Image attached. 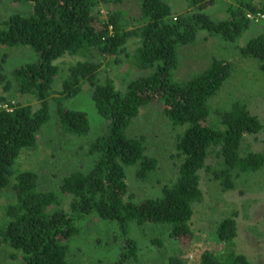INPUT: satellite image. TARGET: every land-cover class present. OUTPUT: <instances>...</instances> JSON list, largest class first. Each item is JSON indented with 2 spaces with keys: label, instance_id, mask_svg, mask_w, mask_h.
Returning <instances> with one entry per match:
<instances>
[{
  "label": "trees",
  "instance_id": "trees-1",
  "mask_svg": "<svg viewBox=\"0 0 264 264\" xmlns=\"http://www.w3.org/2000/svg\"><path fill=\"white\" fill-rule=\"evenodd\" d=\"M2 1L14 4L15 11L0 19V191H10L0 205V264H76L70 242L84 217L116 222L122 242L112 264L137 262L140 246L129 235L133 223L166 226L176 241L194 237V206L203 201L201 171L222 192L235 189L238 181L249 186L250 178L264 179V143L256 151L248 142L264 134L261 117L239 96L217 99L235 75L239 81L249 75L241 62L250 60L264 70V0L225 2L221 18L205 12L215 0H188L189 9L180 13L165 0H133L134 11L121 9L127 0ZM251 22L260 30L242 43ZM200 39L208 44L204 63L182 72L181 60ZM23 46L34 58L8 64L10 50ZM66 57L72 62L62 66ZM104 58L134 71L123 88L109 77L100 81ZM57 82L60 90L54 88ZM83 83L92 89L107 130L86 142L84 155L94 157L89 169L75 167L60 175L56 189L41 188L39 175L20 169L16 160L36 150L38 133L50 119V97L60 130L77 142L78 152L84 149L79 140L90 130L86 114L62 105ZM20 96L35 103H22ZM154 103L170 124V156L179 161L175 176L165 181L157 157L149 153L157 135L132 129ZM129 167L137 181L159 184L160 192L131 191ZM237 215L232 210L217 222L222 246L204 250L199 264H252L235 248ZM168 264L187 263L171 255Z\"/></svg>",
  "mask_w": 264,
  "mask_h": 264
},
{
  "label": "rangeland",
  "instance_id": "rangeland-1",
  "mask_svg": "<svg viewBox=\"0 0 264 264\" xmlns=\"http://www.w3.org/2000/svg\"><path fill=\"white\" fill-rule=\"evenodd\" d=\"M165 1L171 6L173 12L180 13L189 9L188 0ZM232 1L215 0V3L208 6L205 12L213 18L224 17L223 5L225 2ZM133 5V0H127L120 7L134 11ZM13 6L15 5L6 4L0 0V19L6 17L8 13L14 12ZM101 12V17H104L105 11L101 10ZM259 27L258 24L251 22L240 41L245 43L249 36L260 30ZM201 41L200 39L196 49L191 48L195 50L191 56L181 60L182 72L191 71L198 68L200 62L204 63L201 54L204 53L208 44L206 42L201 43ZM23 47L10 50L8 64H24L34 58L33 52L28 47ZM63 62L62 66H66L72 62V59L66 57ZM241 64L243 69L248 70L249 75L243 81H239V74L235 75L219 92L217 99L230 100V95L232 98L233 95L239 96L248 103L253 113L261 117L260 119L264 123V70L254 67L255 64L250 60L241 62ZM101 68L104 70L101 73L102 79L100 78V81L109 77L120 88H123L127 80L135 74L134 71L129 70L127 65L116 66L109 58L102 59ZM126 72L128 75H125ZM251 80L257 81V83L248 85ZM226 86L229 87L227 93H225ZM54 88L60 90L61 84L57 82ZM54 96L60 98L62 94H55ZM18 99L22 103H27L32 98L20 96ZM32 100V103H35L34 99ZM48 101L50 119L38 133L36 150L23 153L17 158L16 165L18 164L20 169H29L37 173L41 188L56 189L57 187L54 186L59 184L60 175L72 171L75 167L87 170L92 166L94 157L84 155V152H87L86 142L104 134L107 130V122L98 113L92 100V89L87 83L81 85L77 94L63 99L62 105L64 107L84 112L89 122L88 135L86 137L81 136L82 139L79 140V143L84 145V149L78 152L76 149L77 142L68 137L57 125L56 101L51 97ZM227 102L224 101L223 104L225 105ZM139 117L132 129L134 132L157 135L150 145L149 153L157 157L161 167V177L164 178L163 181L169 180L175 176L179 163L177 159L170 156L174 135L170 124L163 117L159 103L144 108ZM248 142L253 150L258 151L264 143V134L256 135L250 138ZM131 168L133 167L126 169V178L131 191L140 196H153L160 192L159 184L153 185L150 182L137 181L134 175L129 173ZM200 188L203 191V201L194 206L191 224L194 237L189 241H176L169 238L166 226L149 225L146 227V225L133 223L130 225L129 235L137 240L140 250L138 261L129 264H141L142 261L152 264H168V257L171 255L182 257L187 264H199L200 254L204 250H219L221 248L222 245L215 234V226L224 215L231 213L232 210L238 213L236 218L238 232L234 239L236 250L245 254L252 264H264V179L254 180L250 178L249 186L242 185L238 181L235 189L222 192L218 182L201 171ZM9 196V190L0 191V205L8 200ZM79 226L80 233L70 242L72 254L70 258L76 264H112L119 255L120 243L122 242V238L117 240L121 233L116 222L84 217L79 222ZM153 239L155 242L152 241ZM158 239L161 240L160 243L157 242Z\"/></svg>",
  "mask_w": 264,
  "mask_h": 264
},
{
  "label": "built area",
  "instance_id": "built-area-1",
  "mask_svg": "<svg viewBox=\"0 0 264 264\" xmlns=\"http://www.w3.org/2000/svg\"><path fill=\"white\" fill-rule=\"evenodd\" d=\"M250 18H253V16H249Z\"/></svg>",
  "mask_w": 264,
  "mask_h": 264
}]
</instances>
